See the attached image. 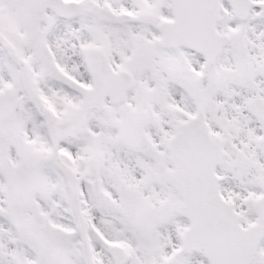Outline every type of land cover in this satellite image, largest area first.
I'll list each match as a JSON object with an SVG mask.
<instances>
[{"label": "snow or ice", "instance_id": "snow-or-ice-1", "mask_svg": "<svg viewBox=\"0 0 264 264\" xmlns=\"http://www.w3.org/2000/svg\"><path fill=\"white\" fill-rule=\"evenodd\" d=\"M0 264H264V0H0Z\"/></svg>", "mask_w": 264, "mask_h": 264}]
</instances>
